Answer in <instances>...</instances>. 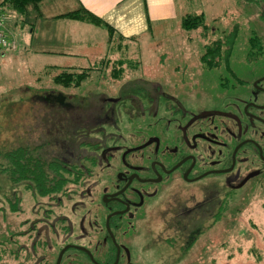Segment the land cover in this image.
Here are the masks:
<instances>
[{"label": "flooded vegetation", "instance_id": "flooded-vegetation-1", "mask_svg": "<svg viewBox=\"0 0 264 264\" xmlns=\"http://www.w3.org/2000/svg\"><path fill=\"white\" fill-rule=\"evenodd\" d=\"M254 8L257 29L237 53L219 50L213 67L199 56L216 83L100 94L50 151L44 177L23 161L0 181V264H56L61 252L58 264H142L150 250L159 264L161 233L184 238L186 253L211 227L210 201L220 202L214 224L227 200L264 182V3Z\"/></svg>", "mask_w": 264, "mask_h": 264}, {"label": "rangeland", "instance_id": "rangeland-1", "mask_svg": "<svg viewBox=\"0 0 264 264\" xmlns=\"http://www.w3.org/2000/svg\"><path fill=\"white\" fill-rule=\"evenodd\" d=\"M257 2L264 3V0H191L187 4L179 0L178 5L184 14L205 13L208 42L220 37L224 40L236 30L232 48L233 53H237L243 47L245 37L252 36L250 28L257 29L254 23L258 16L254 8ZM4 26L21 37L18 43L12 33L14 48L0 53V181L14 175V167L23 159L44 168L50 151H57L56 144L73 126L75 114L83 116L93 112L92 106L101 100L100 94L107 97L133 94L134 87L149 82L198 84L208 81L213 84L218 80V70L206 76L204 72L210 69L204 70L199 60L206 42L201 29L185 31L179 18L156 24L155 32L144 36L134 49L125 52L113 45V55L98 60L96 56L45 57L40 51V39L36 36L32 39L29 25L20 29L9 19ZM105 37L100 34L92 41L95 48L102 49L101 55ZM26 41H31L35 53L28 51L27 54ZM95 48L89 55L99 54ZM226 48L228 46H223L222 50ZM120 59L124 60L123 64H119ZM50 63L73 65L75 68L69 70L73 76L75 72L84 71L81 68H85V72L79 84L77 80L55 81V76L66 70L48 67ZM62 102L76 106L75 112H67L60 106ZM63 114L69 121L60 120ZM24 199L29 207L31 200L28 196ZM209 203L207 224L211 227L199 234L186 253L179 254L178 251L184 238L166 241L177 233H161L165 243H162L161 255L157 258L159 264H264V182L243 189L227 200L226 210L214 224L211 223L220 202L212 200ZM145 241L148 243V236ZM154 259L153 250H150L145 253L142 264H153Z\"/></svg>", "mask_w": 264, "mask_h": 264}, {"label": "crops", "instance_id": "crops-1", "mask_svg": "<svg viewBox=\"0 0 264 264\" xmlns=\"http://www.w3.org/2000/svg\"><path fill=\"white\" fill-rule=\"evenodd\" d=\"M189 1L191 0H183L185 4ZM178 4L179 0H40L36 6L29 7L25 17L10 15L9 19L16 27L20 26V29L25 24L31 27L32 39L34 36L40 39V51L45 57L60 56L66 59L96 56L98 60V58L112 56L113 45H116L117 50L125 52L134 49L144 36L146 38L155 32L156 24L179 18L181 26V20L186 14L202 13L205 16L203 11L184 14L180 11ZM81 8L109 25L112 28V35L110 36L108 29L104 26L63 17L64 14ZM12 33L19 43L21 34L14 31ZM100 34L103 38L106 36L102 55L100 54L102 49L95 48V42H92ZM31 41H26L25 44L27 54L28 51H35L31 47ZM94 48L99 51V54L89 55L90 50ZM47 66L68 71L75 68L73 65L63 66L53 63Z\"/></svg>", "mask_w": 264, "mask_h": 264}, {"label": "trees", "instance_id": "trees-1", "mask_svg": "<svg viewBox=\"0 0 264 264\" xmlns=\"http://www.w3.org/2000/svg\"><path fill=\"white\" fill-rule=\"evenodd\" d=\"M40 0H0V9L1 10H5L7 13V21L10 17V15H15V16H21V17H25L27 15V11L29 9L30 6H36V4L39 2ZM4 11V12H5ZM63 17L68 18V19H74V20H79V21H84L87 23H91L93 25L96 26H104L108 29V32L110 34V36L112 35V28L105 24L102 20H100L98 17H96L95 15L91 14L90 12H88L87 10L81 8L79 10L76 11H72V12H68L66 14L63 15ZM25 20V18L23 19ZM181 28L184 29L185 31H191V30H197V29H201V35L203 37H206V32L209 29V26L206 24L205 22V16L204 14H186L182 20H181ZM11 33V32H10ZM236 33L237 31L234 30L233 32H230L224 40H222V38H217L213 41L208 42V38L206 37L205 40V44L203 45L204 48V53L203 56L201 57V62L204 64H207L211 67H213L214 65H216V62L214 61H208V58H216V56L218 55L219 50H221L223 48V46H228V48H231L233 46L234 43V38L236 37ZM11 35H13L11 33ZM119 64H123L124 60H119L118 61ZM82 72H75V75H72V72L69 71H62L57 77L55 76L54 80H58L61 79V81H76L77 84L80 83V79L83 76ZM79 81V82H78ZM27 159H23L21 162H19V164H17V166L20 169H23V167L25 168V164H22L23 161H26ZM28 161V160H27ZM28 163V162H27ZM33 174L34 176H38V177H44V170H46L45 165L44 168L43 167H38L36 165H33ZM40 166V165H39ZM54 168V167H53ZM53 168H51L50 170H52ZM54 175L56 179L61 178V173H59V169H53ZM54 182V181H53ZM50 183V186H53L55 188L61 187L62 184L61 183ZM227 204V201H226ZM225 205V204H224ZM223 210L225 211L226 209L223 208Z\"/></svg>", "mask_w": 264, "mask_h": 264}, {"label": "built area", "instance_id": "built-area-1", "mask_svg": "<svg viewBox=\"0 0 264 264\" xmlns=\"http://www.w3.org/2000/svg\"><path fill=\"white\" fill-rule=\"evenodd\" d=\"M0 9V53L3 54L14 48V40L11 39L10 31L5 28L4 24L7 22V13Z\"/></svg>", "mask_w": 264, "mask_h": 264}, {"label": "water", "instance_id": "water-1", "mask_svg": "<svg viewBox=\"0 0 264 264\" xmlns=\"http://www.w3.org/2000/svg\"><path fill=\"white\" fill-rule=\"evenodd\" d=\"M61 254H62V252L60 253V255H59V257H58V260H57V263H56V264L59 263V260H60Z\"/></svg>", "mask_w": 264, "mask_h": 264}]
</instances>
